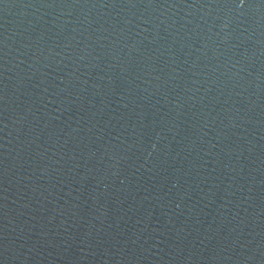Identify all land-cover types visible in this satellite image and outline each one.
<instances>
[{
  "label": "water",
  "instance_id": "water-1",
  "mask_svg": "<svg viewBox=\"0 0 264 264\" xmlns=\"http://www.w3.org/2000/svg\"><path fill=\"white\" fill-rule=\"evenodd\" d=\"M0 264H264V0H0Z\"/></svg>",
  "mask_w": 264,
  "mask_h": 264
},
{
  "label": "snow or ice",
  "instance_id": "snow-or-ice-1",
  "mask_svg": "<svg viewBox=\"0 0 264 264\" xmlns=\"http://www.w3.org/2000/svg\"><path fill=\"white\" fill-rule=\"evenodd\" d=\"M240 2H241V3H243V2H244V0H240Z\"/></svg>",
  "mask_w": 264,
  "mask_h": 264
}]
</instances>
